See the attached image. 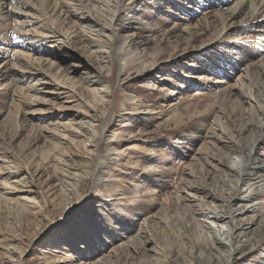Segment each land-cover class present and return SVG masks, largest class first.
<instances>
[{"label": "bare ground", "instance_id": "obj_1", "mask_svg": "<svg viewBox=\"0 0 264 264\" xmlns=\"http://www.w3.org/2000/svg\"><path fill=\"white\" fill-rule=\"evenodd\" d=\"M132 80L141 81L146 94L124 87ZM7 104L8 112L2 110ZM151 124L167 133L156 139L159 144L167 138L172 150L198 167L183 166L176 177L168 167L171 154L160 168L148 165L143 175H133L144 180L132 179L131 214L118 215L125 193L113 170L124 156L123 135L138 138L137 129L146 135ZM146 137L136 141H152ZM176 139L202 146L183 152L185 145ZM257 142H264V0H135L133 5L126 0H0V202L20 214H35L47 231L55 225L43 188L55 191L60 212L68 216L90 177L96 184L93 198L103 202L97 208L111 221L99 234L92 217L87 216L90 226L69 223L43 249L50 251V264L70 259L72 264H196L197 248L208 252L206 264H223L222 249L240 248L244 226L251 232L259 221L260 233L256 230L253 239H264V174L253 171L264 170V161L253 154ZM26 155L42 156L53 171L41 181V170H33ZM235 156L244 159L241 171L231 165ZM226 175L237 176L228 198L208 191L210 178ZM110 183L120 190L113 199L103 198ZM140 187L146 189L141 195ZM252 191V201L262 204L252 210L257 218L247 215L241 224L231 210L217 212L218 202L232 206L247 201ZM158 192L162 203L139 198ZM143 202L153 205L145 209ZM225 216L233 225L231 246L216 238L212 244L205 241V223L215 230ZM12 228L14 234L0 233V264H26L32 237L17 224ZM70 235H82L81 254L61 247L60 239Z\"/></svg>", "mask_w": 264, "mask_h": 264}, {"label": "rangeland", "instance_id": "obj_2", "mask_svg": "<svg viewBox=\"0 0 264 264\" xmlns=\"http://www.w3.org/2000/svg\"><path fill=\"white\" fill-rule=\"evenodd\" d=\"M196 22H197V19L192 21V24L194 25ZM138 80L127 81V82H125L124 87L131 89L132 92L134 93V95H137V94L138 95H144V94H146V91L143 90V88L139 86L141 81H138ZM195 103L198 105H203L204 100L196 99ZM10 108L11 107L7 104V106L5 108H3L2 110L7 109V112H8ZM156 125L157 124H151L147 128L148 131H146L147 132L146 135H145V133L142 132V130L137 129L134 132V134H136L138 138L130 137L131 135H129V136L123 135V139L121 141V144H122L121 148H122V150H124V156H122L120 167L113 170L114 174H117V176L120 177L119 178V184L122 187H124V193H125L124 194L125 196H123L124 197L123 198L124 199V201H123L124 209L119 208L117 210L118 215H122L123 212H125V211L130 213L129 211H131L132 208L134 207L135 201L134 200H132L131 202L129 201L134 196V193L132 191L133 188H131L132 179L135 180V182H137L141 179V176L139 177L138 175H136V176H133V175L137 172H140V174L143 175V171H145L147 169L148 165L153 164V165H156L157 167L160 168L161 164H165L164 158H168V156L173 155L172 158L170 159V162L168 163V167L172 169L171 174H177L176 177H178V174L182 171L181 169L183 168V166L193 168V166L196 165V167H198V164L197 163L195 164L196 161L191 160L192 158L184 159L181 156H179V150L177 152L174 151V148L172 150L171 144H168L169 140L167 138L165 139L164 143L159 144V142L156 141V139L158 137L160 138L162 133H164V135L167 133L165 132L164 127H162V128L159 127L158 129H156L155 128ZM171 127H173V125H171ZM140 136H142V137H140ZM144 136H147L146 138L151 139L152 141L147 143V144H145L144 142L136 141L137 139L144 138ZM140 140H142V139H140ZM176 141H177L178 145H182V146L187 145V144L180 143V141H178V139H176ZM185 146L181 149V151L185 152L189 148L199 149L202 146V142L195 144V147L193 144H188L187 147H185ZM254 147L255 148L253 149V151H254L253 154H256V157L258 158V162L261 164L264 161V142L263 143L257 142ZM144 151H146V152H144ZM103 154H105V153H103ZM26 156L27 157L24 160H25V162H31L30 165L33 168V170L37 169V168L39 169V171L41 170L40 171L41 172V176H40L41 181L47 177V174H49L50 172L53 171L52 166H50L46 160L44 161L42 156L38 155L37 158H32V159L30 158V156H28V155H26ZM112 157H114V156H112ZM237 158H239V156H237V157L235 156L234 158L232 157L231 165H232V167H235L234 169L239 168L241 171V169H243V165H244L243 160L244 159H242L243 157H241L239 159H237ZM240 159H242V160H240ZM52 160H53V157H51V161ZM126 160H128V162H129L128 164L125 163ZM253 171L254 172L256 171V174H264V170H262L259 167H256ZM130 172H133V174L130 175L131 174ZM236 179H237V176L232 177V176H228V175H226V176H224L218 180H213L212 178H210L206 183L208 185L207 189L209 192L211 191L216 195H218V193H223V194L226 193L224 195V197L226 199V198H228V196L231 195L230 193L232 192L229 188L234 189L237 187ZM141 180L142 181H140V182H143L144 179H141ZM52 182L53 181H51V184H52ZM198 183H200L199 180H198ZM261 183L263 184L264 181H262ZM95 185L96 184H93V181L90 177H86L83 180V182L80 186V190H79L80 195L76 199H73L74 200V202H73L74 207L71 208V211L69 212L68 216H66V215L64 216L62 211L60 212V207L57 204L59 202V199H57V197L55 195V191L52 190V188H50L48 186L44 187L43 189L48 193L49 199L51 201L48 214L51 215L50 217H51V219L55 225L54 228H52V229L50 228L47 231H46L47 227L45 228L46 222L45 221L43 222V220H39L35 214H32V213H29V214H25V213L22 214L21 213L20 214L17 210L10 209L9 206L6 205L4 202H0V233L7 231L10 234H14L12 226H15V224H17L19 226L20 231H23L24 233H27L26 235H30V237H32L30 245L27 246L26 252L24 254L25 263L26 264H50L49 262L46 261L50 255V251L47 250V252H44L43 249L48 244H50L51 240H53L54 237H56L58 235L60 237V235L64 232V230L66 229V227L69 223H72L73 221H80V222H83L85 225L90 226L89 225L90 220L88 219V217L90 219L92 217L98 223V227L96 229L97 234H99L97 231H100L101 229H103L102 224L110 225L111 221L109 219H105L102 215V211H100L99 208H97L99 205V202L101 204L103 202L99 199H98L99 202H97L96 201L97 198H93V196H92ZM250 185H252V183H250L249 185L243 186L242 192L248 193L250 191V188H249ZM257 185L258 184L256 183L253 185V187H256ZM121 186H119V188ZM105 187H106V189H103V191H105V194L107 196H103V198H107V199H113L114 194H116V192H118V190H120L119 188H117L118 189L117 191L114 190L111 183L107 184ZM25 188H28V187H25ZM140 189H141V192L139 195H141V193H143L146 190L144 187H140ZM158 193L159 194H157V195L145 193L143 195V197H139V198L142 200L146 199V201H152L153 199H155V201L162 203L164 196H161L160 192H158ZM82 195H85L86 197L81 201ZM117 196L119 197V195H117ZM153 196H155V197H153ZM255 197H256V195L253 194V191H252L251 196L247 199V201H244V202H236L235 201L232 204V206H229V202L223 201L222 197H221L222 201L218 202L220 207L217 209V212H220V210H222L225 213H227V211L230 212V210H231V212H233V215L236 218H239V220H240V222L238 220H236L235 222H237V223L239 222V223L243 224V221H242L243 218H245L247 215L249 217H250V215H251V217H255L256 212H253L252 210L253 209H259L262 206L261 200L252 201V199H254ZM73 200H71V201H73ZM135 200L137 201V199H135ZM188 200H192V199L189 198ZM143 203H144V205H146V206H144L145 209H148L153 205L152 203L151 204H146L145 202H143ZM199 203H200V205L198 207L200 209L206 208V206L203 205V202L202 203L199 202ZM209 203H211V199H207V205H209ZM211 206H214V203H212ZM208 208H210V209H207L206 211H208V212L211 211L212 212L211 214H213V212H214L213 209L211 207H208ZM127 210H129V211H127ZM222 211L220 212V214L221 213L223 214ZM225 217H228V216H225ZM256 218H257V216H256ZM201 220H205L204 217H202ZM206 221L210 222L209 219ZM114 223L118 224L117 222H114ZM140 224L141 223L139 222L138 218H136V225H140ZM259 225H260V222L258 221L257 224H255V229L252 230L251 232L247 228V226H244V230H247V232H246V234L241 233L240 237L238 238L240 241L237 244V246H240V248H238L237 250H235V248L231 249L230 251L226 250L225 248L222 249V251L220 250L222 252V257L227 258V260L225 262H222L223 264H264V239L260 240V241L257 238L253 239V237L255 236L253 233L256 230H257L256 234L260 233L261 228L259 229ZM232 226L233 225H231V222L229 221V217L226 218L225 220L223 218V219L217 221V223L214 224L215 230L207 228V225L205 223V225L203 227L204 231L202 232V236L205 239V241L208 239L211 242V244L214 242V238H216V239L220 240L221 242L228 243L230 245V243L232 242V238H231V232L229 231V229ZM236 230H234V232ZM191 233L195 234L193 230L191 231ZM236 233H238V231ZM204 234H206V235H204ZM215 235H217V236H215ZM81 236L82 235H78V236L74 237V236L70 235L64 239L63 238L60 239V242L62 243L61 247L63 248V250L65 252H66V250H68V251L72 250L73 252L76 251V253L80 252V254H81V252L83 250L81 248H77V244L82 242ZM249 237H250V240H249V242H247V239H249ZM70 240H73V242H75V244H71ZM199 240L202 241L201 239H199ZM251 240H253V241H251ZM202 242H204V241H202ZM252 242L255 243L253 249H250V250L245 249L244 245L247 243L249 245V243H252ZM246 247H247V245H246ZM64 248H68V249H64ZM186 248H187V246L184 247V249H186ZM199 250H200V248H197L194 250V252L198 251L196 253V255L201 258L200 261L196 262V264H206L205 262L207 261L208 252L203 251L202 253H200ZM231 254H232V256L230 257ZM82 256L83 255H80V258H82ZM5 261L8 263L17 262L16 259H10V258H6ZM54 261L57 262L55 264H72L71 259L64 261V262H61V261L59 262L58 260H54ZM173 264H186V263L182 260H179L177 262H174Z\"/></svg>", "mask_w": 264, "mask_h": 264}, {"label": "snow or ice", "instance_id": "obj_3", "mask_svg": "<svg viewBox=\"0 0 264 264\" xmlns=\"http://www.w3.org/2000/svg\"><path fill=\"white\" fill-rule=\"evenodd\" d=\"M126 3L129 4V5H133L135 3V0H126ZM131 7L129 8V11H131ZM251 55V53H248ZM258 54V53H257Z\"/></svg>", "mask_w": 264, "mask_h": 264}]
</instances>
